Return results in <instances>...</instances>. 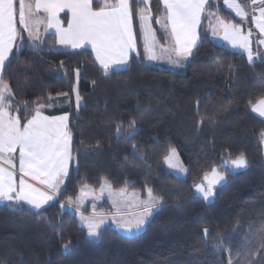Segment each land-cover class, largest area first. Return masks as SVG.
Segmentation results:
<instances>
[{
    "label": "trees",
    "instance_id": "obj_1",
    "mask_svg": "<svg viewBox=\"0 0 264 264\" xmlns=\"http://www.w3.org/2000/svg\"><path fill=\"white\" fill-rule=\"evenodd\" d=\"M93 7L99 10L102 0ZM133 7L148 8L157 39L169 43L157 23L165 13L161 0ZM213 15L240 23L222 0H213L182 70L147 61L135 18L138 55L107 74L89 49L60 50L53 34L31 43L20 31L1 76L13 94L9 111L25 123L60 99L48 113L69 115L73 159L58 198L46 208L0 204V264H229L230 258L231 264H264V119L251 108L264 97V59L249 62L245 53L214 42ZM173 149L187 167L184 177L167 168ZM241 154L245 169L225 166ZM214 168L226 181L205 202L194 182ZM104 181L162 198L142 232L126 236L107 225L91 238L65 206L83 187L99 189ZM95 206L111 208L107 200Z\"/></svg>",
    "mask_w": 264,
    "mask_h": 264
},
{
    "label": "snow or ice",
    "instance_id": "obj_2",
    "mask_svg": "<svg viewBox=\"0 0 264 264\" xmlns=\"http://www.w3.org/2000/svg\"><path fill=\"white\" fill-rule=\"evenodd\" d=\"M166 10L168 23L161 24L164 29L170 28L174 40L171 52L177 59L173 62L180 64L182 59L192 55V49L196 46L197 26L200 24L201 16L206 7H210L213 0H162ZM218 3V0H216ZM258 0H251L255 5ZM264 4V0H259ZM150 4V0H102L99 10L93 9V0H32L25 3L19 0V23L24 30L28 31L29 37L38 39L33 35V25L40 23L35 15L41 10L46 14L47 27L54 28L58 36V43L70 45L72 48H84L91 44L96 59L100 62L105 74L111 66L127 64L130 52L136 48V32L134 29V18L138 19L140 31L145 40V52L150 60L159 59L156 55L154 43L155 30L151 26L150 10L135 8L133 4ZM224 4L235 10L236 14L243 19L248 18V13L237 2V0H224ZM65 8L71 10L72 19L67 28L62 26L59 13ZM259 15L255 17L256 27L264 33V7L258 9ZM17 9L16 0H0V76L8 60V54L12 51V45L18 36L17 32ZM157 23H160L158 20ZM223 28L225 39L232 42L233 46L244 49L249 62L255 59H264V54L257 53L254 57L250 44L251 30L248 35L242 34V29L236 25L218 21ZM215 34V30H213ZM264 44V40L260 41ZM161 51H168L160 46ZM138 55V53H137ZM171 59V55L169 56ZM79 70H77L78 72ZM13 94L9 86L0 81V201L15 205L27 204L37 210L53 201L59 192V185L68 174V164L71 160L70 133L67 129V116L48 118L41 114L37 108L35 115L21 126L19 116H13L7 109L12 105L9 102ZM77 106H80V97L77 95ZM253 112L264 117V97L259 98L251 105ZM25 110L27 108L25 107ZM18 111V109H17ZM131 136L135 131V121H130ZM120 131L119 125L117 132ZM19 148V172L21 178L16 180V161L13 154ZM175 149L172 156H175ZM7 164L12 170L6 169ZM248 161L241 154L230 162L232 168H245ZM182 170V169H181ZM38 180L50 189L42 191L33 184L28 183L24 177ZM213 181L207 188L198 185L197 190L202 198L207 200L213 195L212 184L219 183L225 179L223 173L213 169ZM207 179V176L205 177ZM149 200L145 204L144 212L132 222L121 225L129 233L139 231L145 224L146 218L151 215L152 208L156 207L162 198L153 197L149 189ZM103 220L95 221L89 219L87 227L89 235L98 236L100 225ZM207 234L208 229L205 228ZM67 247V245H65ZM222 247L217 245V249ZM264 247V245H261ZM231 264V258L229 259Z\"/></svg>",
    "mask_w": 264,
    "mask_h": 264
},
{
    "label": "rangeland",
    "instance_id": "obj_3",
    "mask_svg": "<svg viewBox=\"0 0 264 264\" xmlns=\"http://www.w3.org/2000/svg\"><path fill=\"white\" fill-rule=\"evenodd\" d=\"M237 2L241 6H244V10L248 13V15H251L254 18L259 15L258 9L261 7H264V4H261L259 2V0L255 5H253L251 3V0H237ZM222 4H223L224 8L231 11L237 18L241 19V17L236 14L235 10L230 9L228 6H226L224 4V0H222ZM145 9H146V11H149L148 8L145 7ZM219 20H221V19L219 18ZM258 36H259L258 38L260 39V41L264 40V33L260 32L259 29H258ZM260 41H259V43H260ZM154 43L156 45L155 53L159 57V59H155V60L147 59V61L149 63H151L153 65H158V66H167V67L172 68L173 70H182L185 68L186 63L188 62L190 56H188L186 59H182L181 63L179 65L175 64L173 61L175 59H177V57L175 56L174 53L171 52V49L173 47L171 45L167 46V45L161 44L160 41L157 40L155 35H154ZM260 45L262 46L261 49L263 50L264 44L260 43ZM160 46H163V48L167 49L168 51H161ZM170 55H171V59H169ZM75 94H76V96L78 95V87H75ZM80 105H81V100H80ZM57 106H61L60 105V99L55 100L54 103L51 105V108L57 107ZM40 108H42V107H40ZM65 116L68 117V114L65 113ZM263 140H264V137H263ZM175 152H176L175 156H172V151H171L169 156L166 158L165 162H166L167 168L172 173H174L175 175L184 177L187 175V172H188L187 167L183 163L179 152L177 150H175ZM230 162L227 164L230 165ZM229 167H230V169L235 170V171L243 170L246 168V167L245 168H232L231 166H229ZM214 169L218 173H223L225 175L224 172H222L216 168H214ZM206 176H207V179L205 178ZM213 179H214L213 169L203 173L194 182L195 192L199 196L202 197L201 193L197 190V186L203 185V186H205V188H207L208 185L213 181ZM225 181H226V179L220 181L219 183H213L212 184L213 195L211 197H209L207 200H205V199H203V200L205 202L212 201L214 199L215 192L217 191V189L221 185H223L225 183ZM152 196L155 197L153 194H152ZM104 200H107L110 203L113 210L125 211V212L118 214L117 216H112V217H97V216L94 217V216H88L86 214L78 212V210L75 208L76 206L85 207V205L90 201L98 203V202H103ZM148 200H149V191H148V194L146 196H142L138 192L130 191L127 189H114L111 187V185L108 183V181H104L102 187L99 189L92 188L89 186L83 187L81 189L78 197L71 201V205L73 207L72 208L70 206H68V207L77 213V215L79 217V224L81 226L87 227V221L89 219H93L95 221L103 220V223L100 225L99 232L103 227H105L107 225H113L114 227L117 228V230L120 233H122L126 236H132V235H135V234L142 232L145 229V226H146L147 222L149 221V219L152 215V211H151V215H149L146 218L145 224L143 225L142 229L139 231H134L132 233H129L124 228H122L121 225L126 223V222H132L138 216H140L144 212L145 204ZM155 208L156 207H154L153 209H155ZM93 209H94V211L98 210V208L95 207V205L93 206ZM82 212H85V210L83 209ZM87 229H88V227H87ZM88 235H89V232H88ZM89 237L97 238L98 236L89 235Z\"/></svg>",
    "mask_w": 264,
    "mask_h": 264
},
{
    "label": "crops",
    "instance_id": "obj_4",
    "mask_svg": "<svg viewBox=\"0 0 264 264\" xmlns=\"http://www.w3.org/2000/svg\"><path fill=\"white\" fill-rule=\"evenodd\" d=\"M29 2H32V0H25V3H29ZM161 2H162V0H161ZM162 4H163V2H162ZM163 7H164V5H163ZM242 7L244 8V6H242ZM16 9H17L16 22H17V32H18V36L15 39V41L13 42L12 51L8 54V59H9L10 55L12 54L15 46L18 43L20 31L21 30H24L22 28V26L20 25V23H19V15H18V13H19V0H16ZM93 9H94V7H93ZM164 10H165V7H164ZM202 17H203V14L201 16L200 24L197 26V36H198V39L196 41V46L198 45V42H199V30H200V26H201ZM219 18H218L217 15H213L212 22H211V26H210L211 37H212V39H213L214 42H216L219 45H223L225 47H228L230 49H233L235 51L243 52V53H245L247 55V53H246V51L244 49H242V48H240L238 46L234 47L233 44H232V42L230 40L225 39L223 28L218 23V21H223L224 23L231 24V25H236L237 27L241 28L242 29V34L244 36H247L248 35L249 29H250L251 30L250 44H251V49L253 51L254 57H255V55L257 53L264 54V49L263 50L261 49L262 46L259 43L260 39L258 38L259 37L258 36V28L256 27V21H255V18L253 16L248 15V18L247 19H243L242 17H241V19L238 18L240 20V23L228 22V21H225V20H223L221 18H220L221 20H219ZM35 19H37L38 21H40V23H37V24L33 25V28H32L33 35L34 36H38V39H33V38L29 37L28 31L27 30H24V32L26 33V36H27L28 40L31 43H38L43 37H45L48 34L55 35V31L56 30L54 28H48L47 27V17H46V14L42 10L35 15ZM59 19L62 21V26L64 28H67L68 25H69V22L72 19L71 10L68 9V8H65L63 11H61L59 13ZM166 23H168V22L166 20V10H165L164 15L160 19V25L161 24H166ZM134 29H135V25H134ZM162 29L169 35V43H167L166 45L167 46L168 45H171L172 47H174V40H173V38L171 36L170 28H168V29L162 28ZM213 30H215V34H213ZM154 35H155V33H154ZM55 37H56L58 49L64 50V51H77V50H81V49H89V50H91L93 52V54H94V56L96 58L95 52L92 49V46H91L90 43L87 44V45H85L84 48H72L70 45H61V44H59L58 43V39H59L58 36L55 35ZM141 37H142V42L145 45V41H144V37H143L142 33H141ZM155 37H156V35H155ZM195 47H193L192 51L195 49ZM135 53H137V37H136V48H135L134 51L130 52V54H129V60H130L131 55L132 54H135ZM146 59H148L147 58V53H146ZM129 60H128V63H129ZM258 60H260V59L259 58L255 59V61H258ZM6 62H7V60L5 61V63ZM97 62L100 65V62L98 60H97ZM128 63L127 64H119V65L111 66L108 70H110V69H124V68H126L128 66ZM0 81H1V76H0ZM51 109H52L51 106L39 108L41 114L43 116H45V117H48V118H56V117L65 116V113H63V114H57V115H50L48 113V111L51 110ZM7 111L10 112L9 109H7ZM10 113L13 116H18L16 114L12 113V112H10ZM255 115H257L258 117L264 119V117L259 116L258 113H255ZM68 121H69V115H68L67 121H66V123H67V129L66 130L69 132V130H68ZM20 122H21V120H20ZM24 124H26V122L25 123L21 122V126H23ZM70 137H71V135H70ZM69 147H70V152H71V160L69 161V164H68V174H67V176L69 175L70 167H71V162H72V159H73V155H72V139H70V145H69ZM263 147H264V140H263ZM18 157H19V148H17L16 153L13 154V158L16 161V170L15 171H16V180H17V183H18L19 179L21 178V173L19 172V160H18ZM3 166L6 169H8V170H12L10 168V166L7 165V164H4ZM67 176H65L63 178L62 183L59 185V192L57 193L56 198L53 201H50L48 204L44 205L42 207V209H44L47 206H49L51 203H53L58 198L59 193H60V191H61V189H62V187L64 185V182H65ZM24 179L28 183L33 184L36 188H39L42 191H48L49 194H51L50 189H48L46 185L40 183L38 180H34V179H32L30 177H27V176H25ZM5 203H9V202L0 201V204H5ZM98 203H101V202H98ZM64 204L67 207L68 206H70L71 208L73 207L71 205V202H65ZM22 205H24V206H26V207H28V208H30L32 210H35V211L42 210V209L37 210L35 208H32L30 205H27V204H22ZM86 206H87V204L85 205V207H78V206H76L75 208L78 210V212H81V213L86 214L88 216H94V217L95 216H97V217H112V216H117L118 214H121V213H124L125 212V211H115V210L112 209L111 205H110V207H111L110 209L96 210V211H94L93 207L87 210L86 209ZM83 209L85 210V212H82ZM152 210H153V208H152ZM83 227H85L87 229L86 226H83ZM87 231H88V229H87Z\"/></svg>",
    "mask_w": 264,
    "mask_h": 264
},
{
    "label": "water",
    "instance_id": "obj_5",
    "mask_svg": "<svg viewBox=\"0 0 264 264\" xmlns=\"http://www.w3.org/2000/svg\"><path fill=\"white\" fill-rule=\"evenodd\" d=\"M205 235H207V234H205Z\"/></svg>",
    "mask_w": 264,
    "mask_h": 264
}]
</instances>
